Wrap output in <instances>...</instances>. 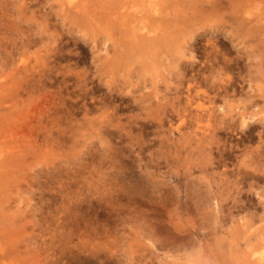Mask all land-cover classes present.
Listing matches in <instances>:
<instances>
[{"label":"rangeland","instance_id":"1","mask_svg":"<svg viewBox=\"0 0 264 264\" xmlns=\"http://www.w3.org/2000/svg\"><path fill=\"white\" fill-rule=\"evenodd\" d=\"M109 1L99 0L97 10L105 11ZM114 1L116 15L137 16L147 13L145 7L152 12L153 2L159 7L173 2L124 0L130 3L125 11L122 0L120 5V0ZM59 3L0 0V149L6 152V145L14 148L12 153L18 157L10 155L18 160L9 173L15 177H7L0 164L3 181H9H0V202L5 201L0 203V246L4 243L14 250L4 252L6 247H0V264H16L15 255L20 258L17 264H248L247 260H258L264 252V161L253 156L264 151V134L259 135L263 124L249 115L260 103L249 100L256 81L247 74L244 55L226 47L225 56H240L241 60L229 70L235 76L234 86L210 104L216 130L211 128L206 134L204 129L199 131L206 122L202 119L200 123L195 116L201 109L197 104L206 101L195 96L191 105L185 102L186 84L181 83L178 67V72L174 65L169 72L161 67L160 73L146 72L143 78L133 70L130 76L124 70L106 76L98 65L107 45L93 42L85 34L86 28L77 30L78 26L64 17L62 8L66 6ZM254 4L256 13L264 12V0H254ZM203 23L196 37L189 40L194 45L186 44L187 54L182 56L194 60L196 68L202 52L193 47L210 49L206 39L216 34L207 30V25L202 27ZM236 70L246 77L243 79V72L241 77L237 75ZM160 74L167 76L163 80ZM153 76L157 88L151 83ZM153 91H158L160 98ZM156 98L162 103L169 99L168 114H155L154 105L150 109L148 105ZM179 101L186 108L185 117L178 114L182 113ZM206 103L204 106H209ZM106 118L109 121L101 123ZM178 122H183L180 129L175 127ZM250 125L253 131H249ZM1 192L10 193L9 198ZM3 212L19 228L14 240L4 228ZM17 249L22 250L21 255Z\"/></svg>","mask_w":264,"mask_h":264},{"label":"bare ground","instance_id":"2","mask_svg":"<svg viewBox=\"0 0 264 264\" xmlns=\"http://www.w3.org/2000/svg\"><path fill=\"white\" fill-rule=\"evenodd\" d=\"M102 1V0H101ZM126 1V0H125ZM125 1L122 0V2ZM146 0H144L145 2ZM152 1V0H151ZM150 1V2H151ZM169 1V0H166ZM260 1V0H259ZM99 2V0H60V6H66L65 8H62V11H65V16L70 22L75 23L78 27V29L81 28H86V35L89 34V38H92V41L96 42L98 45H107V52L101 56H99L100 59V64L98 65L99 67V71L102 69L103 74L107 75H111L114 76L115 74H118L119 72H121L122 70H124L129 76H130V71L133 70V72H135L137 74V76H140L141 78H143V76H145L144 74L146 72H150V71H156L160 73V68L161 67H165L169 70L171 69V67H174L177 69V67L180 69V74H179V78L181 79V83H185L186 84V95H185V102L189 103L191 105L192 100L194 99V97H199L202 99H205L206 102L209 103V106H204V104L206 102H199L197 104V107L201 108L200 112L199 111H195L197 113H195V116L198 118V121H202L203 119V123L204 121L206 123H204L205 125H203L202 130L199 131H206L204 133H208L211 132L210 129L214 126L215 123H212V121H214L213 118V113H211V109H213V106H211L210 104L213 105V103L216 102V100L224 95V94H228L229 93V89H231L234 84H235V76L229 74V70H231L236 63L241 60L244 61V64L247 65L248 69H247V74L251 78L254 80L253 82L256 81V85H254L253 88H255L254 92H251L252 97L251 100L252 103H256L259 105L256 106H260V108L255 109V111L252 114H249L250 117L253 116L255 117L256 120H259L263 125H262V129L259 130V135L260 137L263 136L264 134V12L262 11L263 9H260L259 12H255L254 8L256 7V5L254 4V0H173V2H164L165 4L161 7L157 6L156 2H153V6L152 7V12L148 13L149 9L147 7H145L148 11H146V14H138L134 15V14H129V13H120V15H116L115 13H117V11H113L114 8L112 9V7H117V3H115L114 0H112L110 2V6L107 8L109 10H105L103 12H99L97 10L98 5L97 3ZM105 2V0H104ZM128 2H131V0H129ZM140 3H142V1H139ZM149 2V0H148ZM107 4V2H105ZM103 3V4H105ZM121 3V0L119 1V5ZM160 3V2H159ZM123 4V3H121ZM147 4V3H146ZM145 4V5H146ZM161 4V3H160ZM259 4V3H258ZM261 4V3H260ZM113 5V6H112ZM126 5V6H125ZM124 6H121L125 9V7H127V5L129 6L130 3L125 4ZM133 5V4H132ZM142 5V4H141ZM100 6V5H99ZM179 6V7H178ZM104 8H106L105 6H103ZM150 7V8H151ZM101 8V6H100ZM129 8V7H128ZM134 8V7H132ZM141 8V7H140ZM144 8V7H142ZM120 9V8H119ZM123 9V10H124ZM130 9V8H129ZM104 10V9H103ZM116 10V9H115ZM142 10V9H141ZM121 11V10H120ZM126 11V9H125ZM130 10H127V12ZM135 11V10H134ZM131 13L132 10L130 11ZM138 12V11H137ZM144 12V11H143ZM142 12V13H143ZM65 18V19H66ZM204 22V23H203ZM200 23H203L202 27H205V25L208 26L207 30H213L215 31V36H211L208 37L206 39L207 41V45L211 46L210 49H208L207 47L202 48L204 49L199 50V49H195V47H193L194 50L200 51L202 52L200 54L201 60L199 63V67H195L194 65H196V62H192L189 60H185V58H183L186 54L187 51L185 49H187L186 44L189 43L190 46L194 45L193 43H191L189 40L193 38V36L196 34V32H198L199 28L201 27ZM120 26V28H119ZM102 27L107 31H102ZM118 28L117 33L114 32V30L116 31L115 28ZM111 28L113 29L111 31ZM207 28V27H206ZM110 29V31H108ZM83 29H81L82 31ZM105 32V33H104ZM200 32V31H199ZM101 33L102 37H101ZM201 33H206L202 32ZM196 37V36H194ZM197 39V38H196ZM211 39H214V41L211 42ZM228 40L231 42L232 45L229 44ZM109 41H111L110 43H108ZM211 42V43H210ZM94 43V44H96ZM96 44V45H97ZM196 44V43H195ZM205 44V45H206ZM211 44V45H210ZM94 46V45H93ZM226 47H228L229 49H233L236 48L239 52H241L242 55H244V57L237 56L236 58H230L229 56H225L224 54L226 53ZM230 50V51H231ZM232 52V51H231ZM103 53V52H102ZM181 54L180 58L179 56L176 57V55L174 56V54ZM236 53V51H235ZM99 55V53H98ZM184 55V56H183ZM234 55V54H233ZM239 55V54H238ZM183 56V57H182ZM194 57V56H193ZM98 58V56H97ZM248 59V61L246 62L245 59ZM178 62L176 65L175 63ZM239 63V62H238ZM242 63V62H241ZM174 65V66H172ZM237 66V65H236ZM245 67V69L247 68ZM167 69H165L167 71ZM235 69V67L233 68ZM242 69V68H240ZM243 70V69H242ZM129 71V72H128ZM165 71V72H166ZM123 72V71H122ZM171 72V71H170ZM176 72V70H175ZM178 72V69H177ZM177 72L175 73V75L177 76ZM243 71H238L236 70V74L237 75H241ZM125 73V75H127ZM162 73V72H161ZM174 73V71H173ZM150 74H152L150 72ZM170 73H168L167 75H169ZM246 74V75H247ZM143 75V76H142ZM161 75V74H160ZM164 75V74H163ZM163 80L164 78L167 76H163ZM159 76V75H157ZM160 76V77H161ZM238 76V77H239ZM243 79L246 77L244 72L242 74ZM88 77V76H87ZM139 77V78H140ZM147 77V75H146ZM161 77V78H162ZM241 77V76H240ZM156 77H152V82L154 83L153 86L154 88L158 85L156 82V79H153ZM169 78V77H168ZM241 79V78H240ZM247 79V78H246ZM167 80V79H166ZM84 81V80H83ZM143 81V80H142ZM169 79L167 80L168 83ZM252 81V80H251ZM88 82V81H87ZM165 83V88L167 87L166 81ZM237 83V82H236ZM202 85L205 87H202ZM113 88V87H112ZM157 88V87H156ZM160 90V89H159ZM253 91V90H252ZM148 92V91H147ZM151 92V91H150ZM119 94V92H118ZM152 93H150L151 95ZM153 94L155 96H157L158 98H160V95H158V91H153ZM152 94V95H153ZM149 95V94H148ZM149 95V96H150ZM154 95L152 97H154ZM250 95V96H251ZM145 96V94H144ZM143 96V97H144ZM142 97V98H143ZM138 98L135 96V99ZM148 98V97H147ZM147 98H144V100H146ZM155 98V97H154ZM166 98V97H165ZM149 99V98H148ZM147 99V100H148ZM114 100V99H112ZM139 101V98L137 99ZM143 100V102H144ZM165 100V99H164ZM169 100V99H167ZM166 100V103L168 102ZM151 101V100H149ZM142 102V104H143ZM155 102V103H154ZM154 102H150V105H148L149 107L154 105L155 109L154 112L155 114H165L167 113V108L170 107V105L168 104L169 107H167L166 103H162V101L160 102L159 100L156 101L154 99ZM146 103V102H145ZM172 103V102H171ZM122 104V103H121ZM137 104V103H136ZM179 110H182V113H178L180 114L182 117L184 116V112L186 110L185 107L181 106V101H179ZM207 104V103H206ZM137 107H139L138 105H136ZM143 108L147 107L146 105H141ZM174 106V105H173ZM255 106V105H253ZM136 107V108H137ZM230 108V107H229ZM228 108V109H229ZM246 108V107H245ZM114 109V108H113ZM151 109V107H150ZM166 109V110H165ZM175 109V110H176ZM134 110V109H133ZM199 110V109H197ZM203 110L205 111V113L203 112ZM247 110V109H246ZM174 110H172L173 112ZM111 112V111H110ZM109 112V113H110ZM114 112V110H113ZM118 112V111H117ZM144 112V111H143ZM147 112V111H146ZM171 112V111H170ZM180 112V111H178ZM232 112V111H231ZM153 113V112H151ZM169 113V112H168ZM167 113V114H168ZM261 113H263V115H261ZM114 114V113H112ZM137 114V113H136ZM140 114V113H138ZM233 114V113H232ZM119 115V114H118ZM147 115H149L150 117V113L148 112ZM146 115V116H147ZM215 115V114H214ZM107 118H109L107 115H105ZM138 116V115H136ZM153 115H151L152 117ZM160 116V115H159ZM199 116V117H198ZM216 116V115H215ZM222 116V115H221ZM233 116V115H232ZM112 116H110L111 118ZM115 117V116H114ZM185 117V116H184ZM249 117V118H250ZM107 118L105 120H101V123H106L107 121H109V119L107 120ZM137 118V117H136ZM135 118V120H136ZM215 118V117H214ZM218 118V116H217ZM113 119V118H111ZM148 119V118H147ZM161 119V117L159 118ZM246 120V118H244ZM220 120V119H219ZM245 120L242 119V122L245 123ZM254 120V121H256ZM161 121V120H160ZM178 121V120H177ZM199 121V122H200ZM145 122V121H144ZM155 122V121H154ZM217 122V121H216ZM233 122V120H232ZM231 122V123H232ZM146 123V122H145ZM161 123V122H160ZM163 123V122H162ZM175 123V122H174ZM183 123V122H182ZM181 122L177 123V126H175L176 128L180 129V124H182ZM201 123V122H200ZM199 123V124H200ZM221 123V122H220ZM231 123H229V126L231 125ZM235 123V122H234ZM257 123V122H252ZM143 124V122H142ZM141 126H145L142 125ZM148 124V123H147ZM158 124V123H156ZM173 124V123H172ZM236 124V123H235ZM238 124V123H237ZM246 124V123H245ZM252 124V125H253ZM111 125H113L111 123ZM149 125V124H148ZM147 125V126H148ZM164 125V124H163ZM166 125V124H165ZM170 125V124H169ZM216 125V124H215ZM227 125V122H226ZM260 125V123H259ZM140 126V125H139ZM138 126V127H139ZM140 126V127H141ZM147 126L145 128H147ZM160 126V125H159ZM158 126V127H159ZM172 126V125H171ZM170 126V127H171ZM188 126V125H187ZM198 125H196L197 127ZM256 126V124H255ZM174 127V128H175ZM195 127V128H196ZM200 127V125H199ZM198 127V128H199ZM228 127V125H227ZM242 127V125H241ZM248 127V125H247ZM250 130L249 131H253L252 127L253 126H249ZM261 127V126H259ZM197 128V130H198ZM257 130L259 128L255 127ZM102 129V128H101ZM165 129V128H164ZM200 129V128H199ZM214 128H212L213 130ZM139 130V129H138ZM143 130V129H142ZM148 130V129H146ZM145 130V131H146ZM155 130V128H154ZM173 130V129H171ZM188 130V129H187ZM216 129L213 130V132ZM248 130V128H247ZM102 133V130H100ZM176 131V129H175ZM181 131V130H180ZM190 131V130H189ZM143 132V131H142ZM177 132V131H176ZM187 132V131H186ZM195 132V131H194ZM197 132V131H196ZM3 133L5 134V132H2L1 135H3ZM148 133V132H147ZM251 134H253V132H250ZM115 134V133H114ZM144 134V133H143ZM142 134V135H143ZM159 134V133H158ZM179 134V133H178ZM184 134V133H183ZM188 134V133H187ZM199 134V133H197ZM202 134V133H201ZM216 134V133H215ZM243 134V133H242ZM246 134V133H245ZM249 134V133H247ZM134 135V134H133ZM212 135V134H211ZM4 136V135H3ZM130 136V135H129ZM128 136V137H129ZM149 136V135H148ZM147 136V138H148ZM169 136V135H168ZM180 136V134H179ZM249 136H251L249 134ZM140 137V136H139ZM157 137V136H156ZM159 137V136H158ZM141 138V137H140ZM145 138V137H142ZM176 138V137H175ZM206 138V137H205ZM204 138V139H205ZM242 140L244 139L243 137H241ZM153 139V138H151ZM171 139V138H170ZM168 138V141L170 140ZM207 139V138H206ZM132 140V139H131ZM148 140V139H147ZM180 140V138H179ZM197 140V139H196ZM247 140V139H246ZM254 140V139H253ZM252 140V141H253ZM3 141V140H2ZM122 141V140H121ZM143 141V139H142ZM149 141V140H148ZM152 141V140H151ZM150 141V142H151ZM171 141V140H170ZM206 140H203V142ZM153 142V141H152ZM156 141L154 140V143ZM178 144L180 145L181 141H177ZM242 142V141H239ZM238 142V144H239ZM3 143V142H2ZM5 143V141H4ZM2 144L3 146L6 144ZM136 143V142H135ZM190 143V142H189ZM194 143V142H193ZM198 143V142H197ZM205 143V142H204ZM207 143V142H206ZM205 143V144H206ZM233 143V142H232ZM150 144V143H149ZM153 144V143H152ZM157 144V143H156ZM170 146L173 145V143L170 142ZM196 144V143H195ZM242 144V143H241ZM133 145V144H132ZM158 145V144H157ZM198 145V144H197ZM204 145V144H203ZM208 145V144H207ZM257 145V144H256ZM125 146V145H123ZM166 146V145H165ZM178 146V145H177ZM182 146V145H181ZM180 146V148H181ZM188 146V145H187ZM186 146V147H187ZM191 147V145H189ZM188 146V147H189ZM200 146V143L198 145V147ZM245 146V145H244ZM6 148V152L5 150H3L2 148L0 149V164L2 163V169L5 170V173L7 177L10 175L9 173L14 170L12 166H17L15 165V163L18 161L16 159H18V157H15L12 152L14 148L9 149V146H4ZM139 147V146H138ZM149 147V146H148ZM174 147V146H172ZM189 147V148H190ZM233 147V146H232ZM257 147V146H256ZM264 147V146H263ZM262 147V150H263ZM4 148V149H5ZM141 148V146H140ZM139 148V151H140ZM205 148V147H203ZM207 148V147H206ZM253 147H251L252 149ZM255 148V147H254ZM17 149V148H15ZM144 149V148H143ZM147 149V148H146ZM158 149V148H157ZM210 149V148H208ZM240 149V148H239ZM18 150V149H17ZM162 150V149H161ZM172 150V149H171ZM170 150V151H171ZM199 150V149H198ZM197 150V151H198ZM203 150V149H202ZM256 150V149H255ZM19 151V150H18ZM146 151V150H145ZM160 151V149H159ZM169 151V152H170ZM228 151V150H227ZM251 151V150H250ZM141 152V151H140ZM167 152V151H165ZM168 152V153H169ZM173 152V151H172ZM171 152V153H172ZM182 152V149H181ZM180 152V153H181ZM200 152V150H199ZM234 152V151H233ZM16 153V151H15ZM119 153V152H118ZM149 153V152H148ZM161 153V152H160ZM178 153V152H177ZM224 153V152H222ZM232 153V151H231ZM248 153V152H247ZM138 154V153H137ZM167 154V153H166ZM173 154V153H172ZM189 154V153H188ZM254 154V153H253ZM13 155L16 159H14ZM119 155V154H118ZM150 155V154H149ZM159 155V154H158ZM157 155V156H158ZM192 155V154H191ZM224 155H226L224 153ZM252 155L251 154H247ZM169 156V155H168ZM230 156V155H229ZM243 156V155H242ZM148 157V156H147ZM150 157V156H149ZM153 157V156H152ZM174 157V156H173ZM247 157V156H246ZM254 160L259 159L264 161V151L262 152H257V154L255 156H253ZM158 158V157H157ZM170 158V157H169ZM175 158V157H174ZM230 158V157H229ZM228 158V159H229ZM142 159V158H141ZM146 159V158H145ZM152 160V159H151ZM150 160V161H151ZM250 160V159H249ZM22 162V160H20ZM180 161V160H179ZM247 161V160H246ZM20 162V163H21ZM24 162V160H23ZM166 162V160H165ZM173 162V161H171ZM248 162V161H247ZM226 163V162H224ZM256 164V162H255ZM264 164V163H263ZM22 165V164H21ZM18 165V166H21ZM173 164H171L172 166ZM1 166V165H0ZM245 166V164H244ZM254 166V169L255 165ZM16 168V167H15ZM21 168V167H20ZM19 168V169H20ZM123 168V166H122ZM1 169V168H0ZM202 169V168H201ZM239 169H242L239 167ZM263 169V168H262ZM261 169V171H262ZM18 170V168H17ZM225 170V169H224ZM243 170V169H242ZM239 171V170H237ZM254 171V170H253ZM1 172V171H0ZM221 172V171H220ZM242 172V171H241ZM245 172V171H244ZM255 172L257 171V168L255 170ZM17 173V172H16ZM15 173V174H16ZM240 173V172H239ZM243 174V172H242ZM4 177V180L7 179V177ZM17 175V174H16ZM12 177H15L13 175H10ZM149 176V175H148ZM204 176V175H203ZM150 177V176H149ZM223 177V176H222ZM152 178V177H151ZM150 180V179H149ZM0 181H2L3 183H6L9 181H3L2 175H0ZM154 181V180H151ZM244 181V180H243ZM1 182V183H2ZM13 182V181H12ZM155 182V181H154ZM153 182V183H154ZM140 183V182H139ZM142 183V182H141ZM149 183V182H148ZM144 183H142L143 185ZM152 185V183H149ZM156 184V183H154ZM228 184V183H227ZM1 185V184H0ZM138 186V185H136ZM4 187V186H3ZM152 187V186H151ZM155 187V186H154ZM5 188V187H4ZM12 188V187H11ZM147 188V187H146ZM162 188V187H161ZM164 188V187H163ZM3 189V188H2ZM145 189V188H144ZM153 189V187H152ZM224 189V188H223ZM149 190V189H148ZM3 191V190H1ZM143 191V190H142ZM166 191V190H165ZM221 191V190H220ZM140 192V191H139ZM222 192V191H221ZM9 193V192H8ZM7 193V194H8ZM6 194V193H5ZM3 194V195H5ZM170 194V192H169ZM2 192H1V196ZM10 193L8 194V196H3L4 198H9ZM166 196V195H165ZM162 197V196H161ZM164 197V196H163ZM168 197V196H167ZM65 198V197H64ZM2 199V198H0ZM165 199V198H164ZM163 200V199H162ZM168 200V199H167ZM3 203H5V201H2ZM0 202V203H2ZM65 201H63L64 204ZM162 202V201H161ZM199 203V202H198ZM224 204V203H223ZM65 206V205H64ZM2 207V205H1ZM5 208V207H4ZM7 208V207H6ZM1 209V208H0ZM8 209V208H7ZM223 209V208H222ZM73 210V209H72ZM1 211V210H0ZM74 211V210H73ZM67 212H68V208H67ZM7 213L12 214L11 212H9V210H7ZM75 212H73L74 214ZM5 219V226L4 228H7V232H9L11 239L14 240L15 237H18V232L17 230H19V228L17 229V226L14 225L12 221V218L8 215L6 216L4 214V212L2 213ZM76 214L78 215V213L76 212ZM81 214H83L81 212ZM5 215V216H4ZM76 215V216H77ZM86 215V214H85ZM58 216V215H57ZM60 216V215H59ZM64 216V215H63ZM62 216V217H63ZM69 216V214L67 215ZM75 216V215H74ZM88 216V215H87ZM169 216V214H168ZM13 217V215H12ZM79 217V216H77ZM84 217V216H83ZM58 218V217H57ZM65 218V216H64ZM68 218V217H67ZM74 218V217H72ZM80 218V217H79ZM86 218V217H85ZM15 219V218H14ZM84 219V218H83ZM89 219V218H88ZM78 220V219H77ZM87 220V219H86ZM164 220V219H163ZM70 222V221H69ZM78 222V221H77ZM170 222V221H169ZM2 223V222H1ZM86 223V222H85ZM248 223V222H247ZM59 225L62 223H58ZM80 224V223H79ZM160 224V223H159ZM163 224V223H161ZM160 224V226H161ZM63 225V224H62ZM174 225V224H173ZM177 225V224H176ZM249 225V223H248ZM83 226V225H82ZM86 227V226H85ZM90 227V226H89ZM178 227V226H177ZM24 228V227H23ZM165 228V226H164ZM26 229V228H24ZM1 230V229H0ZM85 230V228H84ZM88 230V229H87ZM145 230H149L148 228ZM150 231V230H149ZM148 232V234H151V231ZM2 232V231H1ZM4 233V232H3ZM138 233V232H137ZM142 233V232H141ZM8 234V233H7ZM146 234V232H145ZM147 236H150L148 235ZM10 236L8 237V240L10 239ZM140 236V235H139ZM21 237V236H20ZM130 237V236H129ZM4 238V237H3ZM141 238V237H140ZM5 239V238H4ZM11 239L9 241H11ZM24 239V238H23ZM130 239V238H129ZM139 241L140 239L137 238ZM4 241V240H3ZM6 241V239H5ZM19 241V239L17 240V242ZM1 243V242H0ZM7 243V242H5ZM9 244H14V242H8ZM26 243H28L26 241ZM104 243V242H102ZM101 243V244H102ZM18 244V243H17ZM16 244V246H17ZM23 244V243H22ZM29 244V243H28ZM27 244V245H28ZM96 244V243H93ZM92 244V245H93ZM261 244H263L261 242ZM1 245V244H0ZM4 247H6L4 245V243L2 244ZM21 245V244H19ZM260 245V244H259ZM264 245V244H263ZM2 246V247H3ZM14 246V245H13ZM24 246L27 248L26 245H21L19 247H23ZM96 246V245H95ZM229 246V245H228ZM1 247V246H0ZM1 247V248H2ZM18 247V246H17ZM15 247V249L17 248ZM97 250H98V246ZM7 248V247H6ZM4 249V252L7 251L9 248ZM13 248V247H11ZM25 248V249H26ZM100 248V247H99ZM3 249V248H2ZM0 249V250H2ZM21 249V248H20ZM24 249V252H25ZM94 249V248H93ZM92 249V250H93ZM216 249V248H215ZM96 250V249H94ZM103 250V249H101ZM9 251L11 252L12 249ZM9 251L7 252V255L9 253ZM14 251V250H13ZM12 251V252H13ZM30 251V250H29ZM207 251V250H206ZM260 251V250H259ZM262 251V250H261ZM17 252L20 254L22 252H19L17 249ZM23 252V253H24ZM32 253V251H30ZM27 253V250L25 252V254ZM30 253V254H31ZM35 253V252H34ZM97 254H99L98 252H96ZM14 255L16 254V252L13 253ZM22 254V253H21ZM20 254V255H21ZM25 254L22 255L25 256ZM28 254V253H27ZM29 254V256H30ZM73 255V253H71ZM70 254V256H71ZM75 254V253H74ZM105 254V253H103ZM258 254V253H257ZM6 256V253L4 254ZM3 255V256H4ZM18 255V254H17ZM79 255V254H78ZM101 255V254H100ZM252 255V254H251ZM12 256V255H11ZM19 256V255H18ZM14 257V260H19V257ZM35 256V255H34ZM33 256V257H34ZM68 256V255H67ZM69 256V257H70ZM97 256V255H95ZM104 256V255H102ZM203 256V255H202ZM257 256V255H256ZM248 257V255H247ZM254 257V256H253ZM25 258V257H24ZM22 259L23 261H26L27 263L31 262L32 259H28V261L26 259ZM27 258V257H26ZM68 259V258H67ZM202 259V258H201ZM248 259V258H247ZM13 260V262H14ZM15 261V263L17 264L18 261ZM72 260V259H71ZM103 260V259H102ZM105 260V259H104ZM240 260V259H239ZM243 260V259H242ZM33 261V260H32ZM37 261V258H36ZM40 261V260H39ZM235 261V260H234ZM237 261V260H236ZM241 261V260H240ZM239 261V262H240ZM35 262V261H33ZM103 262V261H101ZM199 262H201V260H199ZM246 262V261H245ZM22 263V262H20ZM36 263V262H35ZM39 263V262H37ZM204 263V261H203ZM242 263V261H241ZM248 264H264V252H262L259 257L258 260L256 258V260H253L251 262H249V260H247ZM13 264V263H12ZM24 264V263H23ZM34 264V263H33ZM64 264V263H63ZM67 264V263H65ZM214 264V263H213ZM221 264V263H220ZM224 264V263H223ZM230 264V263H229ZM238 264V263H237Z\"/></svg>","mask_w":264,"mask_h":264}]
</instances>
